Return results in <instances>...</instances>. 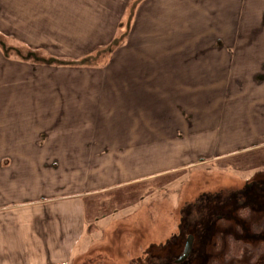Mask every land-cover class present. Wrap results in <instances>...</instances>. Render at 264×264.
I'll list each match as a JSON object with an SVG mask.
<instances>
[{
	"label": "crops",
	"instance_id": "0c3cea01",
	"mask_svg": "<svg viewBox=\"0 0 264 264\" xmlns=\"http://www.w3.org/2000/svg\"><path fill=\"white\" fill-rule=\"evenodd\" d=\"M0 87L29 129L0 142V264H66L89 202L225 124L232 90V135L264 137V0H0Z\"/></svg>",
	"mask_w": 264,
	"mask_h": 264
},
{
	"label": "rangeland",
	"instance_id": "374dc122",
	"mask_svg": "<svg viewBox=\"0 0 264 264\" xmlns=\"http://www.w3.org/2000/svg\"><path fill=\"white\" fill-rule=\"evenodd\" d=\"M125 23L126 19L118 44L125 36ZM20 49L24 57L30 53ZM5 55L10 57L8 51ZM249 92L247 87L241 95L232 90L225 124L215 111L208 120L212 133L184 139L181 154L161 155L164 164L151 170L161 173L89 202L87 233L66 264H264V248L257 251L264 247V144L257 146L264 137L232 135L238 134L237 123L250 120L247 111L252 106L234 105ZM232 109L246 112L231 114ZM19 113L14 91L0 87V119L3 114L9 117L5 125L0 122L2 145L8 137L16 146L18 136L29 130L21 120L16 122ZM218 141H223L221 147L219 143L216 147ZM180 164L183 167L169 169ZM190 237L192 250L180 261ZM232 239L243 242L246 249L227 260Z\"/></svg>",
	"mask_w": 264,
	"mask_h": 264
},
{
	"label": "trees",
	"instance_id": "16d2710c",
	"mask_svg": "<svg viewBox=\"0 0 264 264\" xmlns=\"http://www.w3.org/2000/svg\"><path fill=\"white\" fill-rule=\"evenodd\" d=\"M115 44H118V41L115 42ZM32 56L35 57V59H41L37 53L33 52L31 53ZM43 60V62L45 63H49V64H53V63H65L64 61H60V60H57V59H41ZM264 247H261L259 249H257V251H260L263 250ZM245 245L243 242H241L240 240H236V239H232L231 240V246H230V249L228 250V252L226 253V258L227 260H229L230 258H238L240 257L243 252L245 251Z\"/></svg>",
	"mask_w": 264,
	"mask_h": 264
},
{
	"label": "water",
	"instance_id": "95a60500",
	"mask_svg": "<svg viewBox=\"0 0 264 264\" xmlns=\"http://www.w3.org/2000/svg\"><path fill=\"white\" fill-rule=\"evenodd\" d=\"M192 246H193V238L190 237L186 243V247H185L184 253H183L180 261L185 260L189 256V254L192 250Z\"/></svg>",
	"mask_w": 264,
	"mask_h": 264
}]
</instances>
